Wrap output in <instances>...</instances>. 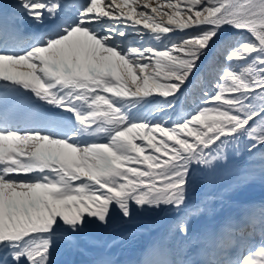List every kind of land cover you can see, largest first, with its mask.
<instances>
[{"label": "snow or ice", "instance_id": "6c2138e0", "mask_svg": "<svg viewBox=\"0 0 264 264\" xmlns=\"http://www.w3.org/2000/svg\"><path fill=\"white\" fill-rule=\"evenodd\" d=\"M12 8L33 31L23 42L0 33V103L14 95L26 113L0 120V264H59L58 249L79 252L113 213L175 212L174 231L191 240L193 218L208 210V197L190 203L193 163L211 168L245 140L250 154L264 146V0ZM204 80L211 91L200 87L183 111ZM257 181L264 166L235 189ZM259 227V239L237 229L231 252L214 259L169 264H264V211Z\"/></svg>", "mask_w": 264, "mask_h": 264}, {"label": "trees", "instance_id": "16d2710c", "mask_svg": "<svg viewBox=\"0 0 264 264\" xmlns=\"http://www.w3.org/2000/svg\"><path fill=\"white\" fill-rule=\"evenodd\" d=\"M239 70V69H237ZM200 87H209L207 80L201 81V83L192 89L191 95L187 98L185 105L192 107L193 100L198 99L200 95ZM251 123V122H250ZM249 141L245 140L239 145L232 144L224 149V153L227 156L226 160H219L213 162L211 168H205L203 165H196L193 163L192 166L199 168V177H197L191 186L189 197L191 204H198L205 197H208V205L211 204L213 196H220L221 194H235L242 198L245 194L252 192L255 188L260 189V192H264V184L259 181L235 189V182L237 178L246 172L252 171L256 174L259 173L262 166H264V146H258L250 154L245 150L246 144ZM215 152V149H213ZM235 189V190H233ZM149 214H162L160 210H149ZM118 215L113 213L112 216ZM119 216V215H118ZM99 229L96 227L90 228V230Z\"/></svg>", "mask_w": 264, "mask_h": 264}, {"label": "rangeland", "instance_id": "374dc122", "mask_svg": "<svg viewBox=\"0 0 264 264\" xmlns=\"http://www.w3.org/2000/svg\"><path fill=\"white\" fill-rule=\"evenodd\" d=\"M151 3L152 6H156L157 3H162V0H151ZM196 175H198L197 170L193 173V176ZM176 219L177 217L169 218V220L161 218H147V220H145L140 217H133L130 221L115 219L114 224H110L109 227L105 229L106 234L115 228L126 226V229L119 230L114 239L109 242L105 241L104 237L91 239L85 236V240L83 242L81 250L88 249L92 245H97L98 247L103 249L101 252L106 253L109 251H113V247L116 245V241L120 239L117 243L118 248H136L130 252H138V250L140 249L142 251L143 249H145V252L148 254L150 252H156L159 255L163 253L165 255L164 257H162V259L169 262L173 259H189L194 253L198 254V252H206L200 247L198 243H194L190 240L183 241L178 238V235L173 229V225ZM128 234H130L131 238L127 236ZM209 235L210 233L207 232L205 234V237L207 238L209 237ZM212 245L214 246V244ZM119 253H121V250ZM69 254L70 253H68L67 256ZM166 257L168 259H166ZM107 259L110 260V258Z\"/></svg>", "mask_w": 264, "mask_h": 264}, {"label": "bare ground", "instance_id": "6f19581e", "mask_svg": "<svg viewBox=\"0 0 264 264\" xmlns=\"http://www.w3.org/2000/svg\"><path fill=\"white\" fill-rule=\"evenodd\" d=\"M65 253L66 251H64L62 248L58 249L56 259L60 262L63 259Z\"/></svg>", "mask_w": 264, "mask_h": 264}]
</instances>
